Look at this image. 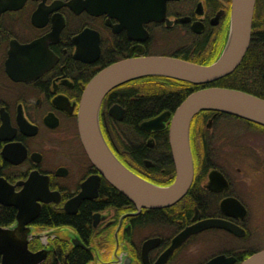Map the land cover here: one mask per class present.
Masks as SVG:
<instances>
[{"label":"flooded vegetation","instance_id":"1","mask_svg":"<svg viewBox=\"0 0 264 264\" xmlns=\"http://www.w3.org/2000/svg\"><path fill=\"white\" fill-rule=\"evenodd\" d=\"M232 4L233 0H168L162 18L161 0H0V187L5 184L20 194L34 176L46 184H37L38 191L31 196L41 212L48 208L76 216L88 202L103 203L90 209V240L71 226H61V243L46 242L38 230L49 226L36 224L41 212L27 224L30 251L46 252L39 264H66L75 249L90 254L87 264H159L181 232L206 220H222L239 229L209 227L192 234L164 264H208L219 257L224 258L219 264H241L264 250V231L258 223L264 218L252 211L259 210L253 205L264 199V147L246 148L240 131L214 127L228 119L240 121L223 113L205 112L193 119L190 143L195 176L188 193L175 205L139 209L126 197L110 205L111 192L104 190L103 177L97 197L76 201L83 183L100 175L78 128L81 98L91 79L141 52L195 63L215 61L229 34ZM255 33L264 35V0H256L251 41ZM262 80L264 85V71ZM130 86L138 91L144 88L142 81L135 80L103 99L102 134L129 169L151 182L171 185L175 166L171 153L168 157L160 149L161 131L147 132L141 124L146 116L174 113L180 104L172 101L162 112L148 115L141 105L142 121L138 128L129 127L130 99H134L128 93ZM165 90L177 92L175 87ZM246 133L264 139V127L249 126ZM230 144L236 158L227 160L223 154ZM243 159L245 169L240 166ZM157 163L164 167L163 174L149 171ZM166 167L173 175H166ZM250 168L258 173L256 177L246 175ZM214 171L222 176H211ZM254 178L256 191L248 189ZM93 194L94 188L88 195ZM5 199L6 203L0 201V213L11 212L12 220L0 227L14 230L19 208ZM46 199L51 202L45 203Z\"/></svg>","mask_w":264,"mask_h":264},{"label":"water","instance_id":"2","mask_svg":"<svg viewBox=\"0 0 264 264\" xmlns=\"http://www.w3.org/2000/svg\"><path fill=\"white\" fill-rule=\"evenodd\" d=\"M167 1L161 0L162 18L166 14ZM255 4L256 0H233L228 39L220 56L212 64L203 65L176 57L144 55L141 52L139 56L132 54L109 65L91 79L81 98L78 128L87 155L100 175L90 177L83 183L82 192L76 198L77 202L84 198L97 197L98 186L103 177L139 209L173 206L188 193L194 180L190 131L192 121L199 113H223L264 127V99L256 95L225 87H207L192 92L174 113L165 111L141 124L142 129L147 132L162 131L168 126V140L176 176L171 185L162 186L136 174L116 157L105 141L99 122V109L103 99L110 91L123 84L146 77H164L193 85H206L233 73L249 50ZM215 175L222 176L217 171L211 173V176ZM93 188L94 194L88 195ZM36 191L37 184L28 185L20 194H14L5 184L0 187V201L6 203V197L10 204L19 208L17 227L14 230L0 227L2 264H39L45 257V250L36 253L30 251V228L25 227L35 221L41 212L40 206L34 205L37 199L31 197ZM74 212L67 210L69 214ZM209 227L224 228L233 232L239 229L222 220L199 222L174 239L159 264H164L175 249L192 234ZM73 242L78 244L76 238ZM223 259L219 257L208 264H219ZM241 264H264V250L248 257Z\"/></svg>","mask_w":264,"mask_h":264},{"label":"trees","instance_id":"3","mask_svg":"<svg viewBox=\"0 0 264 264\" xmlns=\"http://www.w3.org/2000/svg\"><path fill=\"white\" fill-rule=\"evenodd\" d=\"M258 37V38H256ZM227 40V38H226ZM185 60L191 61L190 59L183 58ZM195 62V61H194ZM199 64H210L208 63L196 62ZM264 71V35H255L252 38L250 43L249 50L244 57L242 63L239 67L230 75L221 78L215 82L206 85H193L187 82H182L174 79L164 78V77H146L138 79L144 84V88L138 91L136 86H130L128 93L130 97V110L128 118V126L138 128L139 121V108L141 105H144L145 114H150L154 111L164 110V107L170 106L171 102L174 101L175 105L178 106L182 101L192 92L197 91L206 87H225L238 89L244 92L251 93L258 97L264 98V85L262 80V72ZM161 81V83L159 82ZM162 81H165L162 83ZM136 84V82H135ZM168 87H175L177 92H171L165 90ZM205 112H202L203 114ZM198 115L197 118L201 116ZM149 116H146L145 119H149ZM235 118V117H234ZM238 119V118H236ZM243 122L245 120L238 119ZM253 126L261 127L257 124L250 123ZM161 138L158 140L160 144V149L162 152L168 154L170 157V145L168 141V128L159 132ZM148 133H146V140ZM137 143V141H135ZM147 153H145L146 156ZM141 155L140 157H142ZM160 164H155V170H149L155 172L159 170V174H163ZM166 175H173V171L166 167ZM156 183H160V180H157ZM104 190L110 191L111 194L108 196L110 205H117L120 201L125 199L118 190H116L111 184L104 180ZM103 203H90L88 202L83 206L85 210H81L80 213L76 216H70L63 212L58 213L55 210L44 209L42 210L39 218L36 221V224L41 226H54L61 224V226H71L76 229V231L85 239L90 240L93 234L91 221L89 220L91 208H98L102 206ZM11 212H6V215L0 213V223H10L11 222ZM11 219V220H10ZM10 220V222L8 221ZM90 260V254L83 250L75 249L68 257L66 264H87Z\"/></svg>","mask_w":264,"mask_h":264},{"label":"rangeland","instance_id":"4","mask_svg":"<svg viewBox=\"0 0 264 264\" xmlns=\"http://www.w3.org/2000/svg\"><path fill=\"white\" fill-rule=\"evenodd\" d=\"M160 50V49H159ZM166 52V51H165ZM229 121H226V122H224V123H220V124H215V126L214 127H217V128H219V129H221V128H223V129H225L226 130V132H229V133H234V131H236V130H238V131H240V133L242 134V145L243 146H246V148H248V147H252V146H254L255 147V145H258L259 147L260 146H263L264 147V139L263 138H261V137H259L258 135V139H256L255 138V136L253 135V136H251V137H248V133H246V135L245 134H243L244 132H246V128H248V125H246L244 122H241V121H237V120H234V119H228ZM252 127H255V126H252ZM229 137H230V139H231V134L230 135H228ZM253 137V138H252ZM235 151V149L234 148H232V146H231V144H230V147H228V146H225V153L223 154L224 155V158L225 159H235L236 157H235V154L233 153ZM199 157V156H198ZM240 166L243 168V169H245V168H247V166H246V163H245V161H244V159H243V161H240ZM247 173H246V175H254V177H256L257 176V172H254V170H252L251 168H250V170L249 171H246ZM232 175H235V174H238V173H236V172H232L231 173ZM243 175L245 176V174L243 173ZM255 180H256V178H254V179H252V183H251V186H249L248 187V189L249 190H252V191H256V188L254 187L255 185H254V183H255ZM264 195V194H263ZM264 199H262V201H263ZM261 201V202H262ZM261 202H256V204L255 205H253V207H256V208H259V210H252L254 213H256L257 214V216H258V218H260V217H263L264 218V203H261ZM261 208V209H260ZM258 223H260L259 224V226H260V228L261 229H263V231H264V220L261 222L260 221V219L258 220ZM42 230H38V233H40ZM70 230H68V232H69ZM72 236V235H71Z\"/></svg>","mask_w":264,"mask_h":264},{"label":"bare ground","instance_id":"5","mask_svg":"<svg viewBox=\"0 0 264 264\" xmlns=\"http://www.w3.org/2000/svg\"><path fill=\"white\" fill-rule=\"evenodd\" d=\"M250 47V46H249ZM185 60V59H184ZM188 61V60H187ZM232 74V73H231ZM183 82V81H182ZM207 88V87H206ZM203 89V88H202ZM200 90V89H199ZM195 92V91H194ZM248 93V92H247ZM251 94V93H250ZM261 98V97H260ZM262 99H264V98H262ZM206 112H209V111H206ZM202 113V112H201ZM201 113H199V114H201ZM198 114V115H199ZM198 115L195 117L196 119H197V117H198ZM194 118V119H195ZM238 119H240V118H238ZM243 120V119H242ZM241 121V120H240ZM246 121V120H245ZM241 122H243V121H241ZM246 125H248V127L249 126H253L252 124H250V123H252V122H249V121H246V122H244ZM255 124V123H254ZM31 181L32 182H28V185H30V186H33L34 184H38V185H40V183H39V180L38 179H36L34 176H32V179H31ZM43 186L42 187H45V185L46 184H43V183H41ZM47 188H49V186L47 185ZM49 191H50V189H48ZM51 202V200L50 199H46V201H45V203H50ZM44 228V227H43ZM50 228V231H48V229ZM41 235H42V237H43V239H45L46 240V242H50V241H52V240H57V241H59L60 243H61V224H58V225H54V226H49L47 229H45V230H43V231H41ZM59 239V240H58ZM43 244H40V247H42V246H44V244H45V242H42ZM39 251H41V250H39Z\"/></svg>","mask_w":264,"mask_h":264}]
</instances>
